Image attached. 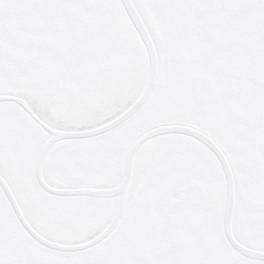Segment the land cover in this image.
<instances>
[{
  "label": "snow or ice",
  "instance_id": "1",
  "mask_svg": "<svg viewBox=\"0 0 264 264\" xmlns=\"http://www.w3.org/2000/svg\"><path fill=\"white\" fill-rule=\"evenodd\" d=\"M0 264H264V0H0Z\"/></svg>",
  "mask_w": 264,
  "mask_h": 264
}]
</instances>
